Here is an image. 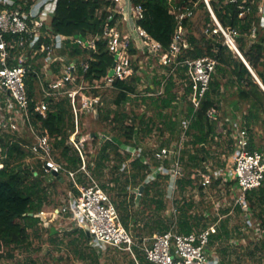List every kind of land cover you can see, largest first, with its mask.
Wrapping results in <instances>:
<instances>
[{"label": "trees", "instance_id": "trees-1", "mask_svg": "<svg viewBox=\"0 0 264 264\" xmlns=\"http://www.w3.org/2000/svg\"><path fill=\"white\" fill-rule=\"evenodd\" d=\"M196 2L198 7L206 12L209 29L212 31L213 28H217L203 0H128L129 7L142 4L145 8V17L136 20L130 12L121 28L133 30L141 26L166 50L170 47L177 30L178 20L177 15L172 13L173 8H186ZM211 5L221 25L226 30L238 32L235 36L237 47L264 84V22L259 12L260 0H248L250 11L244 16H240L242 10L235 3L212 0ZM115 7L117 3L113 0H57L55 13L49 27H44L45 35L37 47L39 48L42 42L51 44V35L60 34L67 38L66 47L62 52L69 60L76 61L77 81L83 79L93 86L95 80L108 76L115 64V56L110 52L106 39L97 41L96 48L92 49L72 42L70 37L87 39L89 36L102 35L106 21L112 13L110 8ZM121 17L122 14H116V19L112 20V23ZM192 22L193 19L185 20L188 47L180 54L179 61L205 56L217 60L210 88L198 109H195L190 98L192 84L186 73L187 68L182 65L172 67L163 65L149 50L143 54L140 37L134 30L125 59V62L134 68V74L127 80L117 79L110 86L84 90L91 96H102V101L95 111L84 112L81 115V126L85 118L93 119L94 128L90 133L94 135L86 142V150L93 144L97 147L92 154L87 151V166L107 192L118 191V195L122 196L117 200L110 195L118 209L122 225L131 232L132 226L139 227L137 233L132 232L137 242H142L145 237L167 232L174 223V217L165 216V211L170 210L164 198L169 176L147 182L148 164L140 158L132 157L130 152L123 151L121 148L123 144L138 146L142 142L145 143L149 135L158 131L161 138L167 132L171 135L170 140L161 142L162 146L170 145L172 140L176 141L180 137L184 120L190 119L187 129L189 139L183 155L185 174L178 180L175 198L177 230L181 233L198 231L218 220L216 216L210 218L203 211L197 210L198 204L194 196L188 197L186 193L198 186V179L193 177L197 169L206 170L208 165L210 168H227L232 164L235 140L231 134L236 129L235 123L238 128L248 132L250 151H264L262 143L264 88L241 56L226 44L222 32L204 33L198 37L192 32ZM8 38L9 41L13 39L12 36ZM18 50L19 47L16 46L13 52ZM32 53L29 52L30 55ZM45 57L46 53L43 52L30 60L34 69L26 76L31 120L36 129L51 136L55 160L68 169L76 170L80 167L82 159L77 149L69 143L70 135L75 129L70 98L66 94L48 96L46 99L49 108L45 115L37 109L45 97L42 88V79L47 82L43 74ZM85 62L89 64L87 70L83 67ZM61 67V62L51 65L55 74L60 73ZM159 68H163L165 72L159 74ZM72 85L69 84L68 87ZM107 89L116 93L112 104L109 105L104 95ZM239 101L247 105L242 120L235 117L232 112L234 103ZM140 103L145 105L142 112L135 108ZM182 105L186 109L185 116L180 121L176 115ZM211 108L218 109L220 114L218 119L214 120L209 116ZM257 133L260 139L257 138ZM101 134L110 135L112 138L103 140ZM34 141L35 137L29 128L23 132L0 129V161L3 163V168L0 169V260L13 258L17 249L27 248L32 244L30 230L37 231L39 225H44L40 212L51 202L52 194L60 186L67 184L69 188L66 201L71 196L79 194L74 182L64 172L53 174L46 171L42 160L30 149ZM144 147L152 154L149 146L144 144ZM221 152L229 154V157L223 160L220 158ZM28 158L33 160L29 162ZM127 161L129 163L127 168L122 169ZM49 174L52 179H48ZM106 177L109 178L108 181L104 180ZM79 180L85 181L83 174L79 175ZM235 182L231 179L229 184ZM142 184L145 190L140 202L137 203L135 191ZM198 188L202 191V187ZM247 198L253 218L257 219L260 227L264 229V184L251 190ZM153 206L159 213L158 217L145 218V214ZM226 211L228 210H224V213ZM239 213L240 207L237 208V214ZM228 224L229 217L222 223L220 228L222 230L212 236L211 244L215 239L233 237ZM79 231L81 237L89 243L91 253L77 247L75 253L81 259L90 257L95 264H100L101 253L105 251L92 245V239L85 229L79 228ZM111 249L113 250V248L107 250ZM114 250L125 252L128 264H154L138 246H135L136 259L128 251ZM250 253L264 255V240L257 241Z\"/></svg>", "mask_w": 264, "mask_h": 264}, {"label": "built area", "instance_id": "built-area-1", "mask_svg": "<svg viewBox=\"0 0 264 264\" xmlns=\"http://www.w3.org/2000/svg\"><path fill=\"white\" fill-rule=\"evenodd\" d=\"M113 1L117 3V7L110 8L112 13L106 21L102 35L89 36L87 39L70 37L72 42L92 49L96 48L97 41L106 39L110 52L115 56V64L111 69L114 71L113 74H110V70L106 78L95 80L92 86L83 79L80 82L77 81L76 61L69 60L62 52L66 47L67 38L60 34L51 35V44L42 42L40 47H37L45 35L44 27H49L55 13L57 0H0V129L23 132L24 129L29 128L35 137L30 149L42 160L46 171L53 174L64 172L74 182L79 194L71 196L61 208L54 209L50 213L53 216L66 215L76 226L83 229L88 225L94 247L104 251L108 248L128 251L136 259L135 246H138L147 259L154 264H218L216 258L210 257L212 236L218 231L217 222L237 213L238 207H240L245 229H252L257 241L264 240V229L254 220L247 198L251 190L264 184V151L248 149L249 137L246 130L238 128L235 123L236 129L231 134L235 140V150L231 158L233 165L227 168H210L208 165L206 170L197 169L194 173L193 177L198 179V187H202L205 192L203 200L212 206L214 216L218 217V220L211 222L206 228L191 233H181L177 230V209L174 205L178 180L185 174L183 155L189 139L187 129L190 119L184 120L180 137L172 141L170 145L157 147L150 145L152 154L146 151L144 145L123 144L121 146L123 151L130 152L132 157L140 158L148 164L147 182L169 176L167 191H170L169 187L172 189L168 197L173 202L174 223L167 232L157 233L153 237H145L142 242H137L132 232L122 225L118 209L110 194L101 186L87 166L86 142L94 133L87 135L81 133V115L84 112L95 111L102 101V96H91L84 90L92 87L102 88L104 85L110 86L115 80H127L134 74V68L125 62L128 47L133 38V30L140 37L143 54L149 50L163 65L170 67L182 65L187 68L186 73L192 84L190 98L195 109L201 106L217 66V60L209 56L179 61L180 54L184 48L188 47L184 23L187 19H194L197 2L186 8H173L172 13L177 15L178 20L177 30L170 47L165 50L163 45L141 26L133 30L128 28L122 30L121 24L128 19V13L131 12V16L136 20L145 17V8L142 4L129 7L128 0ZM203 1L217 25V28H213L212 31L210 27H207L205 33L222 32L226 44L234 50L237 49L235 36L238 32L226 30L221 25L213 11L212 0ZM225 2L237 4L242 10L240 16L250 11L248 0H225ZM259 12L264 22V3H260ZM118 13L122 14V17L112 23ZM10 36L13 37L11 41L8 38ZM16 36L17 38H14ZM16 46L19 50L13 52ZM30 51L33 52L31 55ZM43 52L46 53L43 69L45 67L48 70L46 74L44 72L43 74L49 85L47 86V82L42 79L45 97L40 101L37 109L45 115L49 108L46 99L48 96L66 94L70 98L75 129L70 135L69 143L77 149L82 159L80 167L76 170L68 169L55 160L51 136L47 132L36 129L31 120L26 76L34 69L30 60L32 61L37 54ZM56 62H61L59 74H55L51 68V65ZM88 66L87 62L83 64L85 70ZM69 84L73 85L68 87ZM208 114L214 120L220 115L216 108H211ZM224 132L226 134L227 130ZM100 137L103 140L112 138L105 134H101ZM1 168L3 163L0 161ZM123 168L126 167L123 166ZM80 174L84 175L85 181L79 180ZM231 179L236 181L235 184H229ZM224 210L228 211L224 213ZM47 213L44 210L40 212L43 224H47L44 217H47Z\"/></svg>", "mask_w": 264, "mask_h": 264}, {"label": "rangeland", "instance_id": "rangeland-1", "mask_svg": "<svg viewBox=\"0 0 264 264\" xmlns=\"http://www.w3.org/2000/svg\"><path fill=\"white\" fill-rule=\"evenodd\" d=\"M200 19L201 21L199 23L197 31L195 32L198 37L203 36L204 30L208 26H210L206 23V12L204 9L202 11ZM47 71V68L44 67L43 72L47 73ZM164 72L165 70L163 68L158 69L159 74ZM151 79L152 77H150V82H152ZM104 93L108 105L112 104L116 93L108 89L104 91ZM183 105L178 109V115H176V118H178L180 121L185 116L184 112L186 107ZM135 108L137 109V111L142 112L145 109V105L140 103V105L135 106ZM92 120L93 119H91V117H87L84 119V123L80 128L81 133H84L86 135L90 133V131L94 128L92 127ZM170 138L171 135L168 132L164 137L161 138L158 131H155L152 135H149L147 137L145 143L142 142V144L140 143V145L143 146L145 144L149 147L150 145H154L155 147H157L161 145L162 141L170 140ZM262 143L264 144V137L262 139ZM96 148V144H93L89 148L87 147V151L89 152V154H92L93 152H95ZM220 155V158H222L223 160L229 157V154L224 152H221ZM31 160L33 159L28 158L29 162ZM128 164L129 163L127 161L123 166L127 168ZM48 179H52L51 174L48 175ZM104 180L108 181L109 178L106 177L104 178ZM166 186L167 184L165 185V188ZM133 190L134 189L132 187L131 191ZM169 190V192L167 191L165 193L164 198L170 210L165 211V216L173 218V202L168 197L172 189L169 187ZM135 192H137V190ZM68 193L69 188L66 184L64 186H60V188L52 194L51 202L43 207V209L48 212L47 217L44 216L47 220V225H39L37 231L30 230L32 244L27 248L17 249L13 258H4L0 260V264H95L92 258L88 257L86 259H81L78 254L75 253L76 247L82 248L83 250H85V252L88 253H91V251L88 248L89 243H87V241L83 237H81V235L78 236V232L76 231L78 227L76 228L74 222L67 218L66 215H61V217H59V219H56L55 221H53V219V222L50 221L53 218V215L50 212H52L54 209L61 208L62 205L67 202L66 200L68 197ZM108 193L112 196L113 199L117 198L118 200V198L120 197V200L122 198L121 195H118V191L109 190ZM186 195L188 197L191 195L194 196L196 203L198 204L197 210L202 211L205 207L209 206V203L201 199L203 198V194L198 188L192 190L190 189L186 193ZM175 196L177 197V193ZM158 215L159 213L156 212L153 206L152 209H150L145 214V218L152 219L158 217ZM214 215L215 214L213 213V216ZM227 217H229V231L233 236H235V239H215L210 247L213 252H216L217 254L220 253L221 255L219 254V257L223 258V260L227 261L229 264H264L263 253H258L257 255H252L250 253V251L255 247L257 239L252 229H245L242 215L233 213ZM227 217H224L221 221L217 222L216 227L218 229V232L222 230L220 229L221 225ZM52 227H54V230L50 231ZM131 228L133 233H137L139 231V227L132 226ZM101 254L102 256L100 258V264H128L127 254L123 251L111 249L102 252Z\"/></svg>", "mask_w": 264, "mask_h": 264}, {"label": "crops", "instance_id": "crops-1", "mask_svg": "<svg viewBox=\"0 0 264 264\" xmlns=\"http://www.w3.org/2000/svg\"><path fill=\"white\" fill-rule=\"evenodd\" d=\"M260 3H264V0H260ZM202 11H203V9L201 8V7H198V5H197V9H196V13H195V17H194V19H193V22H192V32L197 36V34L195 33L196 31H197V28H198V26H199V23H200V21H201V14H202ZM204 33H205V30H204ZM238 98L236 97V100H237ZM237 102H238V100H237ZM237 102H235L234 103V106L232 107V112H234V115H235V117H237V118H239L240 120H242L243 119V116H244V112L246 111V109H247V105L245 104V103H243V102H240L239 101V103H237ZM257 136H258V133H257ZM258 139H260V136H258L257 137ZM197 188H198V186H197ZM196 189V188H195ZM199 189V188H198ZM167 190H168V185L166 186V192H167ZM200 190V189H199ZM202 194H203V198H204V196H205V192H204V190H203V188H202V191H200ZM203 198H201L202 200H203ZM175 205V204H174ZM176 206V205H175ZM42 210H44V211H46L45 209H42ZM203 213L207 216L208 214H211L210 216H207V217H214L213 216V209H212V206L209 204V206H207V207H205L203 210ZM47 212V211H46ZM240 214V213H239ZM59 217H61L60 215H56V216H53V218L50 220V221H52L53 219V221H55L56 219H59ZM51 218V217H50ZM49 218V219H50ZM256 222H258V220L257 219H254ZM52 221V222H53ZM47 225V224H46ZM78 226H76V228H77ZM79 228L80 227H78L77 229H76V231L78 232V236H80V231H79ZM54 230V227H52L51 228V230L50 231H53ZM86 231V230H85ZM86 233H87V231H86ZM87 235L91 238V236L87 233ZM232 240H234L235 239V236H233L232 238H231ZM210 247H211V245H210ZM209 251H210V257H212V258H216L217 260H218V264H229L227 261H225V260H223V258H220L219 257V254H217L216 252H213V250L211 249V248H209ZM221 255V254H220Z\"/></svg>", "mask_w": 264, "mask_h": 264}, {"label": "water", "instance_id": "water-1", "mask_svg": "<svg viewBox=\"0 0 264 264\" xmlns=\"http://www.w3.org/2000/svg\"><path fill=\"white\" fill-rule=\"evenodd\" d=\"M235 51L241 56V58L245 61V63L248 65V67L250 68V70L252 71V73L254 74V76L256 77V79L258 80V82L261 84V86L264 88V84L262 83V81L259 79V77L256 75V73L252 70V68L250 67V65L248 64V62L246 61L245 57L242 55V53L240 52V50L237 48H235ZM113 70H111L110 74H113ZM145 190V186L142 184L139 186V188L137 189V197H136V201L137 203L140 202L141 198H142V194ZM87 233L90 235V230H89V226L86 225L85 227Z\"/></svg>", "mask_w": 264, "mask_h": 264}]
</instances>
